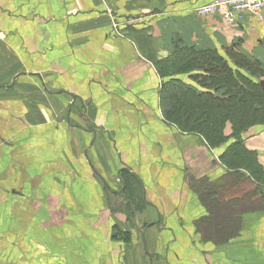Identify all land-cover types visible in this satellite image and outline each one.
Instances as JSON below:
<instances>
[{"label": "crops", "instance_id": "crops-1", "mask_svg": "<svg viewBox=\"0 0 264 264\" xmlns=\"http://www.w3.org/2000/svg\"><path fill=\"white\" fill-rule=\"evenodd\" d=\"M208 1L0 0V264H90L84 246L60 260L42 246L43 233L71 221L84 239L90 194L100 206L106 190L121 202L111 179L123 169L138 178L146 205L135 221L115 218L121 228L130 222L133 264H264V211L243 215L224 245L200 243L194 223L206 215L194 180L227 174L223 148L180 132L160 105L156 63L176 48L264 53V9L261 20L245 13L229 26L195 12ZM178 78L191 84L190 74ZM250 147L261 162L264 140ZM81 175L87 184L75 190ZM56 190L63 201L43 199ZM79 190L87 194L77 202ZM75 207L87 215H69Z\"/></svg>", "mask_w": 264, "mask_h": 264}, {"label": "rangeland", "instance_id": "rangeland-1", "mask_svg": "<svg viewBox=\"0 0 264 264\" xmlns=\"http://www.w3.org/2000/svg\"><path fill=\"white\" fill-rule=\"evenodd\" d=\"M44 23H50V18L48 19H42ZM195 48V47H194ZM240 51L244 52L248 57H255L256 59H259L257 56L248 54L245 52L242 48L237 47ZM200 49V48H199ZM219 52V51H218ZM222 55L226 54V50H223L219 52ZM259 55V52H255ZM256 54V55H257ZM259 59L264 63V53L263 55H260ZM48 71V70H47ZM197 72V71H194ZM48 73V72H47ZM190 83H187L188 85L192 86L197 89H201L202 87L199 84V81H196L193 77H190ZM2 89H0V98L2 96ZM217 95H220L221 92H215ZM194 102L191 100V103ZM181 107L179 110L181 113H188V115L193 116L194 112L196 111L195 107L196 104H179ZM212 109V108H211ZM220 110V109H219ZM208 113H212L218 111V108L214 106V110H208ZM179 112V113H180ZM196 113V112H195ZM163 114V113H162ZM164 116V115H163ZM170 116V115H169ZM210 117V115H207ZM180 117V114L178 115ZM165 118V116H164ZM169 123H172L175 125V127L182 133L189 134H197L201 136L206 144L213 149H221L223 148V151L221 155L219 156V163L223 165L227 169V174H225L223 177L218 178L217 180L210 183V181L205 177H200L196 181L200 187H202L203 191L199 192V198L203 205V208L205 210V214L207 216L208 210L210 209V204L208 203L209 199H213L214 201H219L224 203L225 201H230V205L235 207L234 215L235 220L234 222H237L236 226L232 223V225H223L224 227H217L218 225L214 223L215 225H209L206 216L202 217L198 223H194L196 227V232L200 238L201 244H209L214 247H220L227 243L231 238H234L233 236H237L242 228V221H243V215H246L248 213L251 214H258V212L264 211V205H263V189L264 185L262 183L263 176H260L259 178H256L259 173L255 172V167L252 165V159L249 158V155L238 153L236 155L237 157H233V152L235 149H237L236 145L233 143L239 138L242 139L243 145L249 149L253 150L256 153V160L263 166L264 168V155L262 156L263 159L260 162L259 161V154L256 149L248 148L249 146H260L262 144L263 147V140H264V123H258L255 125H252L248 127L243 132L232 135L233 130V124L230 121H227L225 124V127L223 129V137L226 139L223 140L219 145H210L205 137L195 131L190 130L189 128L183 129L181 128L180 124L177 122H174L173 118H165ZM205 118L201 119L204 120ZM210 120V119H209ZM208 120V122H210ZM193 119H191L189 122L187 121L188 126H191V122ZM182 123V120L180 121ZM207 123V122H206ZM205 123V124H206ZM202 126H200L201 128ZM240 136V137H239ZM245 136H250L249 138H246ZM255 136H257L255 138ZM260 139H259V138ZM251 139V140H249ZM262 139V140H261ZM234 146V147H233ZM233 147V148H232ZM228 150L229 153H225V151ZM239 151V148H238ZM232 153V154H231ZM223 155V156H222ZM240 168V169H239ZM254 172V173H252ZM237 173V174H236ZM240 173V174H238ZM124 183L126 184V188L122 190V192H118L122 188L121 180L118 176L113 177L111 181L113 182V185L115 189L117 190L119 196L121 197V202L117 200V198L111 197L110 191L106 190V198L103 200V196L101 195V206L98 201H95L97 199V193L92 192L90 194L92 201L91 206V223L89 224L90 228V234L85 235V238L83 239L84 234H79L81 230L79 228H82V224L80 223H68V221L64 224H59L58 229H60L58 232L56 230H53L52 233H50V230L47 229L43 233V242L46 244H42L43 247H52L56 251L60 252V260L61 258H64L66 260V248L72 247L75 245V247H85L87 249V253L82 258H85V263L90 264H104L105 259L112 264H133V261L131 258V249H137L139 248L138 244L135 240H133L131 236V228L128 226L130 225V222H128V226L125 227H118L115 221L119 219L121 222H125L126 218H130V220L135 221L136 219H139L140 216L143 214L144 210L146 209V205L142 204L137 196V191L135 188V182L130 179L129 177H126V174L122 173ZM91 179V177H90ZM92 180V179H91ZM70 184L72 187L76 189L82 188V184H87V177L85 176H78L74 178L73 182L71 181ZM55 186V184H54ZM59 189H61L62 186H57ZM71 187V188H72ZM193 188H195V184L193 185ZM206 189V191L204 190ZM79 194L81 195V198L77 199L75 201L79 202L82 200L83 196L87 194V191H84V194L79 190ZM208 197H207V193ZM203 193V195H202ZM69 194V193H68ZM47 195L48 197H45ZM49 196L53 197L55 200L63 201L64 197L66 196V192L54 191L52 193L45 194L43 193V199L44 200H51ZM205 196V197H204ZM228 198V199H227ZM103 200V201H102ZM127 201V203H125ZM76 205V204H75ZM70 208L69 210H71ZM85 210H88L85 208ZM60 213V211H59ZM88 212L80 211L78 210V207H75L71 210V213L69 215L74 217H81V215L86 214ZM210 213L214 215V211ZM61 214V213H60ZM87 217V216H86ZM218 218V216H215ZM116 218V220H115ZM83 219V218H79ZM215 219V218H214ZM216 220V219H215ZM232 222V221H231ZM53 226V225H52ZM237 227V232L234 234L235 229ZM50 228V227H49ZM235 228V229H234ZM62 229V230H61ZM75 231V238L74 239H66V235L68 233H73ZM121 231H129V233H121ZM97 232H102V234L105 236L103 238L102 236L98 237ZM48 244V245H47ZM40 246V245H39ZM100 248V252H96L95 248ZM109 259V260H108ZM64 264L65 261H59Z\"/></svg>", "mask_w": 264, "mask_h": 264}, {"label": "trees", "instance_id": "trees-1", "mask_svg": "<svg viewBox=\"0 0 264 264\" xmlns=\"http://www.w3.org/2000/svg\"><path fill=\"white\" fill-rule=\"evenodd\" d=\"M156 69L163 78L160 105L165 118L168 120L173 118L181 128H189L202 134L211 146L219 145L226 139L223 137V129L227 121L232 122V135L236 136L252 125L264 123V63L255 57H248L236 46H229L226 48V54L222 55L216 49H199L184 45L176 48L167 58L158 61ZM180 74H190V77L199 81L202 90L193 88L180 80L178 78ZM215 92H221V94L217 95ZM191 100L194 102L191 103ZM184 103L186 106L196 104V113L194 112L193 116L180 112L179 104ZM214 106L218 108L217 113H208L209 109L214 110ZM179 114L180 117H178ZM203 118L205 119L201 120ZM191 119H193L192 124L188 126L187 121ZM181 120L182 123H180ZM233 143L237 147L233 157H237L238 153L249 155L255 172L259 173L256 178L263 176L260 179H262L261 184L264 185V168L256 160L255 151L247 149L241 138ZM227 152L229 153L228 150L225 151ZM122 173L135 182L137 196L144 204L138 178L126 169L120 171L118 175L122 184L118 192L121 193L126 188ZM208 203L210 205L207 207L210 209H207L205 218L209 225L216 223L217 227H224L223 225L237 224L234 222L236 221L233 212L235 207L230 205L229 200L222 203L209 199ZM210 211H214V215L219 219L213 217ZM236 232L237 227L234 234Z\"/></svg>", "mask_w": 264, "mask_h": 264}, {"label": "built area", "instance_id": "built-area-1", "mask_svg": "<svg viewBox=\"0 0 264 264\" xmlns=\"http://www.w3.org/2000/svg\"><path fill=\"white\" fill-rule=\"evenodd\" d=\"M263 9L264 0H209L194 10L202 16H219L225 24L235 26L245 13L261 20Z\"/></svg>", "mask_w": 264, "mask_h": 264}, {"label": "water", "instance_id": "water-1", "mask_svg": "<svg viewBox=\"0 0 264 264\" xmlns=\"http://www.w3.org/2000/svg\"><path fill=\"white\" fill-rule=\"evenodd\" d=\"M13 82V81H12ZM261 84H263V81H261Z\"/></svg>", "mask_w": 264, "mask_h": 264}]
</instances>
